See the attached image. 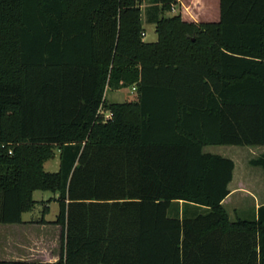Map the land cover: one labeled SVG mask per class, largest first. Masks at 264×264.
Returning <instances> with one entry per match:
<instances>
[{
  "label": "trees",
  "instance_id": "16d2710c",
  "mask_svg": "<svg viewBox=\"0 0 264 264\" xmlns=\"http://www.w3.org/2000/svg\"><path fill=\"white\" fill-rule=\"evenodd\" d=\"M176 2L0 0V223L42 190L61 229L56 262L0 264H264V204L230 220L233 161L202 151L264 147V0H219L217 22L161 15Z\"/></svg>",
  "mask_w": 264,
  "mask_h": 264
},
{
  "label": "crops",
  "instance_id": "0c3cea01",
  "mask_svg": "<svg viewBox=\"0 0 264 264\" xmlns=\"http://www.w3.org/2000/svg\"><path fill=\"white\" fill-rule=\"evenodd\" d=\"M178 10L177 13L187 21L194 22H217L219 20V0H177L173 10ZM175 14H171L172 16ZM154 25V24H153ZM155 29V28H154ZM208 146V145H205ZM210 154L220 155L224 158H229L233 161L232 178L227 184L229 193L221 201V205L226 210L230 220V213L227 211V205H235L232 208V213L243 211L250 214L249 219H255L257 209L264 204V173L260 166L259 169L249 168L248 165L251 159L258 157L264 150L262 145H248L251 152L247 155H242L238 149L229 151V153L209 152ZM51 157H54L51 156ZM236 160H234V158ZM33 195V194H32ZM179 215L181 217V209L188 205L179 202ZM190 206V205H189ZM193 207H189L192 210ZM33 209V208H32ZM31 209V211H32ZM206 208H200L203 212ZM30 212V211H27ZM25 213V212H23ZM22 213V214H23ZM231 213V214H232ZM21 214V222L19 223H0V261L5 262H39V263H54L59 259L61 243H60V225L54 224L53 228H57L59 234L53 236V240L42 236H35V228L41 223L23 218ZM234 215H236L234 213ZM37 217H35L36 219ZM247 219V218H244ZM45 227L44 224L40 228Z\"/></svg>",
  "mask_w": 264,
  "mask_h": 264
},
{
  "label": "rangeland",
  "instance_id": "374dc122",
  "mask_svg": "<svg viewBox=\"0 0 264 264\" xmlns=\"http://www.w3.org/2000/svg\"><path fill=\"white\" fill-rule=\"evenodd\" d=\"M176 4V3H175ZM150 6L149 1L143 2L141 5V18H142V24H143V32H142V39L146 41H155L157 39V34L155 32V25L152 23L146 22L147 20V9ZM174 5L172 6L170 11L162 12L161 15L169 16L171 14H177L178 10H173ZM136 91L133 89V86H124V87H118V88H107L104 93V98L106 102H126V101H133L136 99ZM104 111V110H103ZM108 113L104 112V116H106ZM238 149L241 151L242 155H247L249 152H251L250 146H239V145H208L204 147V151L209 152H219V153H229V151H234ZM54 157H51L50 159L46 160L43 163V169L48 172H53L58 169L59 165V156H58V150H54ZM234 160L235 157H233ZM249 168L253 169H259L258 167H254L252 165H249L246 163ZM33 199L35 200V204L33 206L32 211L25 212L22 214L23 218L30 219L31 221L44 224L45 227L40 228V225H38L35 228V236H42L44 238H49L53 240V236L57 237L59 234V231L57 228H53L52 221L55 220L56 215L59 210V202H58V193L52 192V191H42V190H35L33 192ZM235 205H227V211L230 213L231 218H250V214L244 213L243 211H235L232 213V208H234ZM175 212V207H172L169 210V215H172ZM232 213V214H231ZM35 217H37L35 219ZM45 221V222H43ZM0 238H1V231H0Z\"/></svg>",
  "mask_w": 264,
  "mask_h": 264
},
{
  "label": "built area",
  "instance_id": "2783aa9c",
  "mask_svg": "<svg viewBox=\"0 0 264 264\" xmlns=\"http://www.w3.org/2000/svg\"><path fill=\"white\" fill-rule=\"evenodd\" d=\"M133 89H135V88L133 87ZM109 115H110V113H108L105 117H109Z\"/></svg>",
  "mask_w": 264,
  "mask_h": 264
},
{
  "label": "water",
  "instance_id": "95a60500",
  "mask_svg": "<svg viewBox=\"0 0 264 264\" xmlns=\"http://www.w3.org/2000/svg\"><path fill=\"white\" fill-rule=\"evenodd\" d=\"M53 156V155H52Z\"/></svg>",
  "mask_w": 264,
  "mask_h": 264
}]
</instances>
